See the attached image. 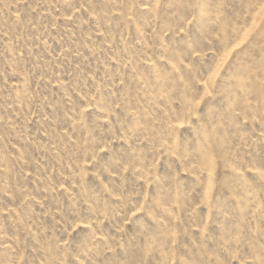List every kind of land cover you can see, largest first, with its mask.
<instances>
[{"label":"rangeland","instance_id":"rangeland-1","mask_svg":"<svg viewBox=\"0 0 264 264\" xmlns=\"http://www.w3.org/2000/svg\"><path fill=\"white\" fill-rule=\"evenodd\" d=\"M155 3L0 0V264H261L264 0Z\"/></svg>","mask_w":264,"mask_h":264},{"label":"snow or ice","instance_id":"snow-or-ice-1","mask_svg":"<svg viewBox=\"0 0 264 264\" xmlns=\"http://www.w3.org/2000/svg\"><path fill=\"white\" fill-rule=\"evenodd\" d=\"M163 6H164V3H162V0H156V3H155L156 8H161ZM259 6H264V5H259ZM148 7L152 8L153 5L149 4ZM256 72H257V74L261 75L262 79H264V62H262L260 64V66L256 69ZM224 74L227 75L226 70L224 71ZM232 88L235 89L237 92L240 91L238 88H236L235 84L232 85ZM249 88H250V86H249ZM196 91H197V94L192 97L193 101H199L200 100V97H199L200 89H197ZM250 95L253 98H255V95H256L255 91L251 90ZM259 95H260L261 99L258 102L260 107L257 109V114H259L261 116V119L264 120V90H261ZM250 103H251V100H249V104ZM240 107H241L240 103L237 102V108L232 109V111L236 112L237 109H239ZM103 151H106V149H103ZM136 203H137V205H139V201H137ZM130 211H134V210L130 209ZM134 214H135V212H134ZM73 251H75V249H73ZM118 256H119V260H112L109 262V264H142V260L138 262L135 259H128L124 255H120L119 253H118ZM25 264H27V262H25ZM70 264H73V262L70 261ZM261 264H264V254H262Z\"/></svg>","mask_w":264,"mask_h":264}]
</instances>
